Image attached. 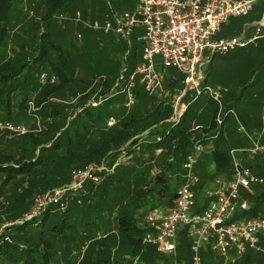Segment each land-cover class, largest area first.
Returning <instances> with one entry per match:
<instances>
[{
	"label": "trees",
	"instance_id": "obj_1",
	"mask_svg": "<svg viewBox=\"0 0 264 264\" xmlns=\"http://www.w3.org/2000/svg\"><path fill=\"white\" fill-rule=\"evenodd\" d=\"M13 1L0 0V121L16 124L14 122L20 121L19 114L25 112L27 120L32 123L24 135L0 146L7 147L11 142V147L4 149L3 154L0 153V198H3L0 201V264H191L186 228L180 229L178 233L174 253L164 256L158 254L154 247L142 242L144 230L141 224L144 214L152 210L146 209L151 201L160 203L166 195L168 207L171 205L174 192L181 183L182 163L197 141L203 145L210 143L211 147L207 154L200 155L194 169L199 178L195 211L199 212L205 207L206 204L200 203L202 193L214 179H219L222 175L224 178L219 180L228 181L232 178L227 141L222 136L212 140L205 136L215 130V104L213 103L212 109L208 108L211 120L207 128H192V120L197 116L190 115V107L180 124L169 135L164 136L162 144L149 142L142 144L139 150H134L131 146L136 141H131L125 150V161L101 184H86L84 192L67 196L63 210L58 205L49 206L39 214L28 217L26 214L31 212L29 210L35 196L67 184L74 169L106 160L110 165L113 164L121 155V148L125 144L144 131L153 129V125L168 116V111L157 104L150 110L144 109L142 115H139L142 100L145 105L150 101L152 104L155 100L137 84L134 90L135 103L129 108L125 107L124 95H117L96 108H84L81 113L74 114L77 108L85 105L91 94H107L110 91L119 75L120 61L116 63L111 75L104 71L94 72L95 69L91 66L77 70L70 49L55 45L52 35L45 32L39 34L38 40L42 44H37L38 53L31 60L22 59L20 53L6 56L1 50L7 45L5 40ZM65 4H71V0L46 1L47 11L42 18L45 28L55 15L63 14ZM253 9L254 14L258 12L257 16L260 15L264 11V0H259ZM65 26L64 30L70 29L69 24ZM79 27L86 44L97 41L98 33L94 35L81 25ZM37 29L36 27L34 30ZM99 37L107 43L103 35ZM75 39L77 40L74 35ZM135 45L130 57L131 67L135 64V53L140 47L139 44ZM96 48L85 44L81 48L77 44L73 49L79 55L83 50L88 58L92 49ZM86 63L90 65L88 61ZM42 74H46L47 78L38 83L36 79ZM51 77L54 78L53 82L50 81ZM95 82L97 85L93 87ZM178 82L179 79L167 82L168 90L177 86ZM31 84V93L34 94L32 98L26 90ZM91 87L93 89L88 92ZM15 93L20 98L16 106L18 115L14 117L11 100ZM66 97L71 100L65 101ZM70 104L73 105V110L68 112ZM223 105L238 112L234 104ZM206 114L198 117H208ZM34 116H39L38 120L43 127L40 134L32 136L31 133L37 130ZM110 117L115 119V124L107 127L106 122ZM162 132L155 130L151 135ZM160 146L163 151L156 154L155 149ZM165 153L171 158H167L163 169L147 182V186L152 182L153 186L141 189V184L145 182L143 178L131 180L136 172L132 166L134 160L141 157L143 162H154L158 158L164 159L161 155ZM238 155L242 164L254 176L261 178L262 183L252 185L250 195L240 191V198L246 202V207L238 208L231 220L264 217V189L256 188L264 182V163H252L247 153ZM262 156L264 154L252 157L259 159ZM209 166L213 167L212 170H208ZM169 170L175 172L174 176L168 174ZM171 181L175 183L172 186L169 183ZM11 184H14L15 189L8 192L7 188ZM6 192L9 194L6 195ZM168 192L171 193L167 194ZM109 237L112 240L121 239L119 242L125 248L129 261L122 259L113 263L108 256L103 258L104 249H96V253H93V243L97 239ZM258 246L260 251L249 248L234 264H252L258 259L264 260V236L260 237ZM82 250H85L82 260L77 262L73 255L80 254ZM200 256L202 264H214V260H209L212 257L217 264H222L209 247L204 248Z\"/></svg>",
	"mask_w": 264,
	"mask_h": 264
},
{
	"label": "built area",
	"instance_id": "obj_2",
	"mask_svg": "<svg viewBox=\"0 0 264 264\" xmlns=\"http://www.w3.org/2000/svg\"><path fill=\"white\" fill-rule=\"evenodd\" d=\"M136 8L132 13L112 15L102 24L94 21L84 23L79 12L75 13L74 21L83 24L92 31L111 34L119 42L130 46V38L136 27L142 28L138 38L141 46V57L134 69L128 73L123 66L119 75L107 94L96 92L90 95L83 107L77 108L74 114H79L84 108H96L110 98L124 95L125 107L135 103L134 90L138 84L143 91L152 94L157 91L159 78L157 67L174 69L180 76V87L176 88L168 103L171 107L170 117L158 123L153 129L166 127L165 135L176 128L190 103L205 96L216 105L214 123L221 128L224 116H234L233 110L223 108V92L211 89L206 85L203 74L205 66L215 56L257 46L264 42V16L254 23V32L246 35L245 28L239 35L230 37L218 36L221 28L230 19L246 17L259 0H135ZM59 16V20H64ZM79 40L81 36L76 35ZM46 74L41 75L45 80ZM53 82L54 78L51 77ZM97 85L94 83L93 87ZM91 87L88 92L93 89ZM189 100H186V99ZM115 119L110 117L107 127H112ZM195 126L194 130H200ZM153 129H148L132 138L121 148V155L110 165L109 161L90 164L82 169H74L70 173L69 182L52 189L37 197L34 207L28 217L39 214L49 206L64 209L67 196L85 191V185H99L115 172L118 165L126 159L125 150L131 141L135 140L131 149L139 150L142 144L149 143ZM0 130L21 136L27 128L20 124L1 122ZM218 134V133H217ZM217 134L214 137H217ZM250 145L247 149L232 150V178L217 182L213 188H207L202 193L205 207L196 212V187L199 178L193 174V166L203 153L202 142L197 141L185 162L182 164L181 183L177 186L172 203L163 210L152 209L142 218L141 227L144 230L142 242L154 247L160 255H171L180 229L186 228V238L190 242L191 264H202L201 251L209 247L214 257L222 264H234L241 259L247 250L260 251V237L264 236V217L258 216L245 221L231 220L238 208H245L240 201V191L251 192L252 185L261 184L262 179L254 176L248 168L236 160V153L250 155L264 154V143L247 138ZM157 136L154 142H160Z\"/></svg>",
	"mask_w": 264,
	"mask_h": 264
},
{
	"label": "rangeland",
	"instance_id": "obj_3",
	"mask_svg": "<svg viewBox=\"0 0 264 264\" xmlns=\"http://www.w3.org/2000/svg\"><path fill=\"white\" fill-rule=\"evenodd\" d=\"M46 1L47 0H14L12 4V11L11 15L8 20V34L6 38V47L2 48L1 52H4L6 56L11 57L13 53H20L19 55L22 56V59L24 60H31L34 56L38 53V47L37 44H42V41L38 40V36L40 33H50L52 35V41L55 45H60L63 48H69L72 53V58L74 60V67L79 69H87L93 67L95 70L94 72L104 71L106 74L111 75V71L114 70L116 63L120 61L121 68L124 66L125 62V50L126 48L122 46V44L117 43L115 38L113 36H105L103 37L107 43L104 40H99L91 44L89 42L88 44L85 43L83 38V31H81V28H76V31H80L82 34V39L74 40V28L72 25H69L70 29L64 30L65 25H61L58 20L56 19L58 16L55 15L49 22V25L45 28L42 22V18L45 15V12L47 11L46 7ZM131 1V0H130ZM76 1L74 2V8ZM252 15V13L250 14ZM38 28L37 30H34L35 28ZM101 34H98L100 36ZM92 38V36H91ZM102 38V39H103ZM90 41V39H89ZM78 47L85 44L88 47L96 46V49H92V53L90 54V57L87 58L85 56V53L83 50H81L80 55L75 52L74 45ZM97 44V45H96ZM71 46V47H69ZM75 52V53H74ZM7 53V54H6ZM85 56V57H84ZM128 58V57H127ZM130 58H128L129 60ZM88 61V63H86ZM114 73V71H113ZM112 73V74H113ZM157 74L159 78V86L156 92L150 94L155 100L154 103L151 104V101L149 104L145 105L144 100H142V106L138 109L139 115H142L143 110H150L157 104L164 103V100L168 96V87L167 82L169 83V77H177V72L174 69H164L161 67H157ZM203 74L207 78L206 85L211 89H219L223 92V103L228 106H231L234 104V107L238 108V112L234 110V114H237V117H244L245 115H249L251 117H264V43L260 42L257 46H249L246 49L243 50H237L234 52H231L227 54L226 56H215L211 60L210 63H208L205 68L203 69ZM104 77H107L104 73L102 74ZM37 82L41 79V75L38 79H36ZM43 83V82H42ZM32 85L31 84L26 90L29 95V97H33L34 94L32 92ZM14 94L12 100H11V111L12 116L17 114L16 112V106L19 101V96ZM71 98L66 97L65 101H70ZM205 105V108L212 109L213 104L209 101H207L205 96H201L198 98L197 102L193 103V107L191 108L190 115L193 116L195 114L197 117L206 114L207 111H202L198 115L195 110L199 108L200 105ZM68 112H71L73 110V105L68 106ZM224 107V105H223ZM164 110H168L167 105H163L162 107ZM30 113V111H29ZM26 114V115H25ZM207 115V114H206ZM27 113L22 112L19 114V120L18 122H14L16 124L23 125L24 127H28L31 123L27 120ZM36 117V121L34 122L35 126L37 127V130H34L32 134H40L41 129L43 125L41 122H39L38 117ZM195 118V117H194ZM204 117H200L202 120ZM206 118H204L205 120ZM3 121H0V123ZM231 119L227 120V123H230ZM236 127H239V130L236 131L234 127H231L230 131L227 133V142L228 147H231V143L234 142L235 137L242 136L245 141L247 140V136H251L247 129L245 128V125L243 121L238 119V122L236 123ZM197 126V125H195ZM40 132V133H39ZM20 136L14 135L10 132L1 131L0 130V146L6 145V141L15 140L16 138H19ZM7 147H11V142L8 143ZM7 147H0V153H4V149H8ZM8 153V152H6ZM253 155L249 154V159L252 163L257 161L258 163H264V156H262L259 159H253ZM162 158L156 159L154 162H143L141 157H139L137 160H134L132 163V166L135 167L136 172L133 174V177H131V180H135V178H138L139 180L143 178V182L141 184V189L147 186V182H149L150 179L154 177L156 173H159L163 169L164 161L167 160L169 157L168 153H165L161 155ZM248 160V162L250 161ZM175 172L172 170L168 171V174H172L174 176ZM223 175L219 177V179H223ZM170 180V178H168ZM174 181L169 182L172 186ZM0 183H1V177H0ZM154 183H150L147 187L153 186ZM256 188L258 189H264V182L262 185H258ZM15 189L14 184H11L10 187L7 188L8 192H11ZM6 192V195L9 193ZM48 192V191H47ZM45 192V193H47ZM19 193V192H18ZM43 193V194H45ZM171 192H168L167 194H170ZM40 195L35 196L33 199V204L30 207L31 211L34 207L35 200ZM156 197H154L155 199ZM3 198H0V201H2ZM166 195L163 196L160 203L157 201H151L150 204L146 207V209H153L157 207L167 208ZM171 203V202H170ZM169 203V204H170ZM95 204V202H94ZM27 213L26 215H29ZM25 215V216H26ZM100 238V236L98 237ZM121 239L112 240L109 238H101L97 239L93 243V253H96V249H104L105 256H108L110 259H112V262H116L117 260H127L128 255H126L125 248H122L121 246ZM85 250H82L80 254L73 255L75 260L77 262H80L82 260V255ZM209 260H214V264H217L215 262V259L212 257ZM133 263V261H132ZM159 264V263H158ZM242 264H249V263H242ZM252 264H264L263 259H258L256 262Z\"/></svg>",
	"mask_w": 264,
	"mask_h": 264
},
{
	"label": "crops",
	"instance_id": "obj_4",
	"mask_svg": "<svg viewBox=\"0 0 264 264\" xmlns=\"http://www.w3.org/2000/svg\"><path fill=\"white\" fill-rule=\"evenodd\" d=\"M75 1H76V3H75L76 7L74 8V2ZM135 8H136V1L135 0H131V1L130 0H71V4H69V5L65 4L63 14L59 15V16H63L65 19L64 20H59V16L56 19L58 20V22L61 25H65V24L72 25L73 28H74V31H75L74 35L76 36L77 34H79L81 36V38H82V34L80 32H78V31H76L77 30L76 28L79 27V25H81L86 30H90V29L85 27L83 24L76 23L73 20L74 17H75V13L76 12H79L81 14V19H82V21L84 23H89L90 24V23H93L94 21H96V22L102 24L104 21L110 19L112 17V15H121L122 13H132V12H134ZM251 13H252V15H250ZM257 14H258V12L256 14H254V9L252 8L251 12L248 14L249 17L246 16V17H243V18L240 17V18L230 19L225 25H223V27L221 28V31H220L218 36H220V37H230V36H234V35H239L240 33H242L244 28L246 30V35L250 36L254 32V29H255L254 23L256 21H258L259 19H261L262 16H264V11H262L260 13V15H258V16H257ZM90 32H92V34H94V35L97 34V33L101 34V35H103V37H105V36H107V37L108 36H113L111 34H103L101 32H96V31H92V30H90ZM98 34H97V38H96L97 41L101 40L100 37L98 36ZM141 34H142V28L141 27H136L133 30V33L131 35L130 46L129 47L125 43L119 42V41H117L115 39L119 44L121 43L126 48L125 55H124V57H125L124 67H126L128 69V71H132L133 68L137 65V63L140 60V57H141V46L139 47L138 51L135 53L136 54L135 64L132 67H131L130 59L128 60V58L131 57L132 48L134 46H136L135 44H139L138 38L141 36ZM79 41H80V39H79ZM177 75L179 76V74H177ZM178 76L177 77H169V82L178 81V79L180 81V78H178ZM206 80H207V78H206ZM179 87H180V83L178 82L177 86L172 87L171 90L168 91V96L164 100V103L160 104V108H162L163 105H167L168 106V110H167L168 111V116L164 117L160 122L166 121L170 117L172 111H171V107H170V105H169V103L167 101L171 97L172 92L176 88H179ZM186 100H189V99L187 98ZM197 101H198V99L195 100L194 102H197ZM207 101H209V99H207ZM194 102L190 103L189 108L193 107V103ZM209 102H211V101H209ZM211 103L213 104V102H211ZM215 107H216V105H214V108ZM223 108L225 109V113L226 114H227V111H229V110H233V111L235 110L233 108H227L225 106ZM202 111L203 112L207 111L206 113H207L208 117H204V118H206L205 120H204V118L201 120L200 117H195L192 120V128L195 127V125L200 127L199 129H202L203 127L207 128L208 123H210L211 117H210V115H208L210 113L209 109L207 107L205 108V105H203V104L200 105L197 110H195V112H197L198 115H200L199 113H201ZM215 113H216V110H215ZM214 116H215V114H214ZM240 118L243 121V123L245 125V128L247 129L249 134L250 133L252 134V135L250 134L251 136H247V138L251 137L253 140H258L259 142L264 143V117H251L249 115H245L244 117H237V114H236V117H234L232 115L231 116L225 115L224 116V123H223L222 127L221 128H217L215 126L214 132H212L210 135L206 134L205 135L206 138L209 139V137H210V139L212 140V139H216L219 136H222L227 141V138H228L227 137V133L231 130L230 129L231 127H234L236 129V131L239 130V127L238 128L236 127L235 122L237 123L238 119H240ZM228 119H231V122L226 125ZM213 121H214V117H213ZM154 126L155 125H153L152 128H154ZM166 129L167 128L165 126L162 127V128L153 129V131H151L152 135L155 132V130L157 132H159V131H163V132L159 133V134L156 133L155 136L150 135L149 142H153L154 144H162L164 136H166L165 135V132L167 131ZM168 131H171V130H168ZM216 134H217V137H214ZM157 136L162 137V140L160 142H154V139ZM227 144H228V142H227ZM231 144L232 145H230L231 146L230 147V151H232V150H242V149H247L249 147L250 141L248 139L245 141V139L242 136H240L238 138L235 137L234 138V142H232ZM203 146H204V150H203L202 154H207L208 153V149L211 147V144L209 143V144L203 145ZM162 151L163 150H162L161 146L155 149V153L156 154H160ZM236 154H235L236 160L239 161L242 164L243 161L239 158V155H238L240 153H236ZM197 161H196V163H197ZM196 163L193 166V174L195 176H197L194 173V169H195ZM231 165H232V158H231ZM212 168H213L212 166H209L208 170H212ZM181 169H182V167H181ZM197 169H198V167H197ZM182 173H183V171L181 172V174ZM231 173H232V167H231ZM220 181H225V180L214 179V181L210 185H208V188L215 187L217 185V182H220ZM244 191L247 194H249V195L252 194V188H251V192H247L246 190H243L242 192H244ZM240 199L242 200V198H240ZM242 201H244V200H242ZM205 202H206L205 200L204 201L201 200L200 203L206 204ZM245 204H246V202H245ZM153 209L163 210L165 208L157 207V208H153ZM247 219H237V221H245ZM164 256H167V255H164Z\"/></svg>",
	"mask_w": 264,
	"mask_h": 264
}]
</instances>
